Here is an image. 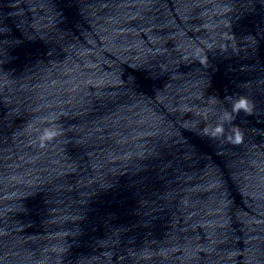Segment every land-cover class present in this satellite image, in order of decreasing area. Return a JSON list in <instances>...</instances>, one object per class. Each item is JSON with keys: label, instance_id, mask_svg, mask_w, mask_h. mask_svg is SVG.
I'll list each match as a JSON object with an SVG mask.
<instances>
[{"label": "water", "instance_id": "water-1", "mask_svg": "<svg viewBox=\"0 0 264 264\" xmlns=\"http://www.w3.org/2000/svg\"><path fill=\"white\" fill-rule=\"evenodd\" d=\"M0 264H264V41L231 0H0Z\"/></svg>", "mask_w": 264, "mask_h": 264}, {"label": "clouds", "instance_id": "clouds-1", "mask_svg": "<svg viewBox=\"0 0 264 264\" xmlns=\"http://www.w3.org/2000/svg\"><path fill=\"white\" fill-rule=\"evenodd\" d=\"M245 112L246 114H251V107H250V102L249 100L244 97L241 96L239 97L232 105V112L234 113H239V112ZM225 118L226 119H230V114L225 113ZM223 126L219 125L217 126L211 133L212 136H217V135H221L223 134ZM205 133H207V129H205ZM57 135V132L55 131H50V130H45L43 136L41 137V140H51L53 137H55ZM242 133L240 132V130L238 128L234 129V142L235 143H240L242 141ZM229 139H233L232 137H229ZM41 146H43V144H41Z\"/></svg>", "mask_w": 264, "mask_h": 264}]
</instances>
